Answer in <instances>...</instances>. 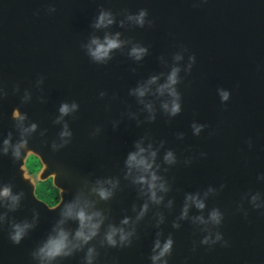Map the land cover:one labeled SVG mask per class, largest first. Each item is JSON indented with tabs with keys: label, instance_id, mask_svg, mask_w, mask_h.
<instances>
[{
	"label": "water",
	"instance_id": "water-1",
	"mask_svg": "<svg viewBox=\"0 0 264 264\" xmlns=\"http://www.w3.org/2000/svg\"><path fill=\"white\" fill-rule=\"evenodd\" d=\"M50 5L55 12L47 11ZM100 6L118 14L117 19L125 9L148 10L150 26L112 29L148 46L143 61L130 60L126 49L117 50L106 65L90 61L81 44L92 31L90 21ZM181 48L196 57L192 70L180 74L181 113L169 119L158 111L154 122L138 127L126 115L140 107L128 89L150 74L166 72L158 58L163 55L171 64L172 53ZM41 76L42 91L35 87ZM0 85L8 91L0 100V133L13 130V107L27 112L39 126L29 140L31 154L15 162L0 157V179L25 193L21 208L10 215L21 219L30 216L33 208L40 211L37 227L19 245L8 240L7 225L0 228V264H34L30 252L56 217V211H48L47 203L37 196L38 183L52 176L61 200L70 199L85 180L121 176L125 154L145 133L154 141L163 139L179 161L165 174L175 205L172 210L161 209L166 216L161 228L165 235L171 232L175 241L169 264H264V210L253 209L245 195L257 191L264 195V181L257 180L264 173V0H0ZM14 85L19 93H13ZM25 88L32 92V101L22 105ZM217 88L229 90L226 103L221 104ZM101 90L106 93L103 98L98 95ZM40 95L46 102L37 99ZM62 100H76L80 108L73 118H66L72 142L52 152L48 145L58 126L51 121ZM114 120L120 121L116 130ZM193 120L206 125L199 136L192 134ZM96 125L101 133L92 138L89 132ZM42 128L47 129L44 137L39 135ZM177 132L184 133L182 140ZM31 156L42 164L35 174L27 166ZM185 157L191 158L188 166L183 164ZM221 184L224 187L209 197L207 206L224 213L219 231L229 242L227 247L200 245L203 233L187 221L179 229L171 228L185 191ZM121 185L111 201L98 205L109 209L113 219L136 200L134 189L123 180ZM238 204L247 216L237 210ZM137 231L138 238L128 248H99L98 264H149L155 231L151 212ZM81 256L78 253L62 264H80Z\"/></svg>",
	"mask_w": 264,
	"mask_h": 264
},
{
	"label": "clouds",
	"instance_id": "clouds-1",
	"mask_svg": "<svg viewBox=\"0 0 264 264\" xmlns=\"http://www.w3.org/2000/svg\"><path fill=\"white\" fill-rule=\"evenodd\" d=\"M47 11L55 12V8L50 5ZM117 15L111 9L100 6L90 21L92 31L81 44V48L95 64H108L117 50L124 52L126 49L127 57L136 63L143 61L149 53L147 45L125 38L119 30H112L114 25L119 29L130 26L143 28L146 24L150 26L152 21L148 19V10L139 8L136 12H128L125 9L122 18L117 19ZM185 53H188L186 48L172 53L171 64L161 55L158 59L166 65L167 71L150 74L128 89V95L134 97L140 107L137 111H127L126 115L128 119L134 120L138 127L143 123L154 122L158 111L169 119L181 113L182 96L177 87L182 81L180 74L182 70L186 74L189 73L196 63L195 54L188 53L187 62L182 67L180 62L184 60ZM43 82L44 78L39 77L35 81V87L42 91L40 86ZM12 91L19 93V86L14 85ZM216 92L221 104L229 100V90L217 88ZM7 95L8 91L0 85V100ZM98 95L103 98L106 93L101 90ZM37 99L41 103L46 102L43 95ZM31 101L32 92L25 88L20 102L23 105ZM79 108L76 100H62L58 104L56 115L51 121L54 126H58L56 137L48 145L52 152H57L72 142L73 131L69 119L74 117ZM141 113L144 114L143 120L140 119ZM11 119L14 121L13 130L0 133V157L8 156L15 162L31 154L29 140L37 133L39 126L19 107L12 108ZM119 123V120L112 121L113 130L118 128ZM205 127V124L196 120L190 124L194 136H199ZM46 133V128L39 129L41 137ZM100 133L101 127L96 125L90 130L89 136L95 138ZM176 136L182 140L184 133L177 132ZM200 155L205 156L206 153L201 152ZM178 162L176 152L165 148L163 139L154 141L147 133L139 136L132 142V147L123 158L121 176L105 175L85 180L70 199L63 197L60 201L47 203L46 209L56 211V217L46 234L30 252L34 264H62L78 253H82L80 264H98L99 248L130 247L138 238V226L150 212L151 226L155 231L147 257L148 262L169 264L168 258L172 255L175 241L171 232L165 235L161 228L166 221L165 213L161 209L172 210L175 205L174 197L169 195L172 185L165 174ZM190 163L191 158L185 157L183 164L188 166ZM122 180L134 189L136 200L130 204L125 214L113 219L109 209L98 205L100 202H109L116 196L121 190ZM257 180L264 181V173L258 174ZM223 187V184L219 185V188L209 185L203 190L185 191L178 214L171 221V228L179 229L181 222L187 221L203 233L199 240L200 245L210 248L220 243L227 247L229 242L219 231L224 213L218 207L207 206L209 197L217 194ZM245 195L253 209L264 210V195L258 191ZM24 198L23 190H15L11 182L0 179V228L7 225V238L13 245H19L37 227L40 219V211L36 208L31 210L30 216L21 219L10 215L21 208ZM237 210L247 216V211L239 204ZM195 247L196 243L193 242V250Z\"/></svg>",
	"mask_w": 264,
	"mask_h": 264
},
{
	"label": "flooded vegetation",
	"instance_id": "flooded-vegetation-1",
	"mask_svg": "<svg viewBox=\"0 0 264 264\" xmlns=\"http://www.w3.org/2000/svg\"><path fill=\"white\" fill-rule=\"evenodd\" d=\"M37 159V158H36ZM38 160V159H37ZM38 162H39V167L36 169V170H34L32 167H30L29 166V164H28V162H27V166H28V168H29V172L30 173H37L40 169H41V167H42V164L40 163V161L38 160ZM45 183H51L52 184V186L54 187V191L50 194L49 192H46V194H45V196L43 197V198H41L40 197V195H39V187H40V184L42 183V182H40V183H38V185H37V187H36V194H37V196L41 199V200H43L44 202H46V203H48V202H57V201H60V191H59V189L58 188H56L55 186H54V183H53V177L52 176H50V177H48L45 181H44Z\"/></svg>",
	"mask_w": 264,
	"mask_h": 264
},
{
	"label": "trees",
	"instance_id": "trees-1",
	"mask_svg": "<svg viewBox=\"0 0 264 264\" xmlns=\"http://www.w3.org/2000/svg\"><path fill=\"white\" fill-rule=\"evenodd\" d=\"M36 161H38V160L36 159ZM39 165H40L39 162H36V165L34 166V168L33 167L32 168L34 170H36L39 167ZM54 190L55 189H54V187L52 186L51 183L42 182L40 184V187H39V195H40L41 198H43L45 196L46 192H49L51 194Z\"/></svg>",
	"mask_w": 264,
	"mask_h": 264
},
{
	"label": "rangeland",
	"instance_id": "rangeland-1",
	"mask_svg": "<svg viewBox=\"0 0 264 264\" xmlns=\"http://www.w3.org/2000/svg\"><path fill=\"white\" fill-rule=\"evenodd\" d=\"M35 158L33 156H31V157L28 158L27 162H28V164H29L30 167H33L34 168V166L36 165V162H38V161H36Z\"/></svg>",
	"mask_w": 264,
	"mask_h": 264
}]
</instances>
